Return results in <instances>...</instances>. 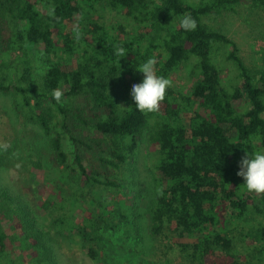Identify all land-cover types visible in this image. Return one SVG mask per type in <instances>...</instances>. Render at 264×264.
Segmentation results:
<instances>
[{
    "label": "trees",
    "instance_id": "1",
    "mask_svg": "<svg viewBox=\"0 0 264 264\" xmlns=\"http://www.w3.org/2000/svg\"><path fill=\"white\" fill-rule=\"evenodd\" d=\"M241 4L264 9V0H0V91L13 94V109L24 124L49 136L51 151L44 173L48 184L33 203L51 216L50 230L39 227L22 197L0 185V264H58L50 234L97 260L94 242L102 240V224L115 228L111 207L118 202V225L137 238V205L103 191L130 190L132 160L144 130L155 149L146 204L156 245L151 262L264 264V222L250 233L261 243L259 250L249 246L245 259L237 251L246 242L237 222L250 214L264 218V193L245 192L236 175L246 153L264 152V69L252 75L235 42L201 20ZM101 7L131 20L133 33L119 24L125 33L119 37L85 17ZM184 15L196 20L194 31L179 26ZM118 47L124 57L116 54ZM34 48L48 65L39 78L33 77L27 56ZM220 52L236 71L227 84L218 65ZM149 58L156 60L159 76L170 80L185 63L195 80L185 93L167 88L158 111L142 113L130 93L143 79L136 69ZM261 60L264 64V53ZM55 89L62 92L59 102ZM56 114L73 145L75 167L67 162L52 123ZM25 162L42 164L40 157ZM220 203L233 210V226L218 225ZM195 232L203 234L194 243L176 241ZM177 247L180 254L172 253Z\"/></svg>",
    "mask_w": 264,
    "mask_h": 264
},
{
    "label": "rangeland",
    "instance_id": "2",
    "mask_svg": "<svg viewBox=\"0 0 264 264\" xmlns=\"http://www.w3.org/2000/svg\"><path fill=\"white\" fill-rule=\"evenodd\" d=\"M85 17L96 19L99 23L104 24L109 31L118 34L119 37L125 36V33L118 29L119 24L129 34L134 31V23L131 20H124L120 14L107 8L101 7L97 10V13L86 14ZM201 20L209 28L223 33L235 42L238 56L252 75H258L260 69H264L261 60V55L264 53V9L241 4L237 5L235 11L222 10L219 13H210L203 15ZM137 30L143 32L141 27H138ZM160 51L164 55V50L160 49ZM27 56L32 58L34 65L33 77L39 78L45 74L48 65L43 61L44 59L38 49L34 48L28 51ZM217 59H220L218 65L221 67L222 80L227 84L228 77H233L236 71L234 68L232 69L229 61L223 60L221 52ZM189 67L190 65L184 63L171 73L170 80L177 91L180 90L185 93L192 86L195 79L188 75ZM12 97V93L5 94L0 91V185L22 197L33 210L39 227L43 228L44 231H48L50 230L48 224L51 221V216L47 210L35 209L33 203H38L36 198H40L41 189L48 184L44 173L50 166L49 136L38 126L22 122L13 109ZM60 119L61 116L56 114L52 123L55 130L60 132L63 148L67 154V162L72 165L73 145L68 135L62 132ZM146 133L147 131L144 130L132 160L133 185L130 190H125L127 193L120 191L110 193V189L103 191L104 195H113L114 200H124L127 204L134 203L137 205L138 237L133 238L130 232L125 231L121 225H118L117 219L120 213V208L117 206L120 203L118 202L117 205L114 204L117 208H114L113 205L111 207L115 215L111 223L115 225V228L112 230L109 226L106 227L102 224L100 230L102 240L99 243L98 241L94 242L99 246L97 260H91L86 249L69 245L68 240L50 234L54 241L50 240L49 245L56 263L153 264L151 261H156V256H153L156 245L154 237L150 234L146 211L147 196L150 195L153 185L149 161L150 157L155 154V149L146 141ZM38 157L41 158L42 162L39 167L25 162H28L30 158L37 159ZM72 166L75 167V165ZM244 191L252 195H258V193L249 192L246 189ZM217 210L219 211L220 220L218 225H223L226 221L230 225H234L232 222L235 215H232L233 210L231 208H226L225 205L220 203ZM259 221L264 222V218L250 214L246 221L237 222V224L242 225L238 227V230L242 229V237L246 241L243 245H238L237 251L241 253L244 259L246 258L245 255L251 253L253 247L256 249L261 247V243L255 241V238L250 235L252 227H257ZM233 233L239 235L237 230ZM202 234V232H195L192 237L177 238L176 241L179 243H194ZM242 246H245V248L242 249ZM180 252L181 250L177 247L172 253L180 254Z\"/></svg>",
    "mask_w": 264,
    "mask_h": 264
},
{
    "label": "clouds",
    "instance_id": "3",
    "mask_svg": "<svg viewBox=\"0 0 264 264\" xmlns=\"http://www.w3.org/2000/svg\"><path fill=\"white\" fill-rule=\"evenodd\" d=\"M179 26L185 32H191L196 29L197 23L191 15H184L179 19ZM116 54L124 57L125 50L118 47ZM155 65L156 60L149 58L136 69L143 74V79L142 82L132 86L130 95L135 107L142 113L157 112L160 103L165 99L166 89L172 86L171 80L156 74ZM52 95L59 102L62 92L55 89ZM236 175L243 179L242 185L247 191L264 193V152L257 151L251 155L246 153L239 163V171Z\"/></svg>",
    "mask_w": 264,
    "mask_h": 264
}]
</instances>
